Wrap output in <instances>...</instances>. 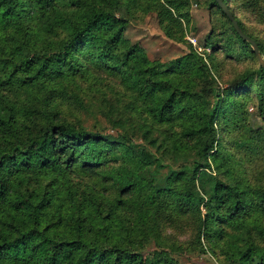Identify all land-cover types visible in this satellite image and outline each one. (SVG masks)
Masks as SVG:
<instances>
[{"label":"trees","instance_id":"trees-1","mask_svg":"<svg viewBox=\"0 0 264 264\" xmlns=\"http://www.w3.org/2000/svg\"><path fill=\"white\" fill-rule=\"evenodd\" d=\"M224 1L264 57V0ZM197 2L205 50L165 63L129 21L181 42L191 0H0V264H264V66Z\"/></svg>","mask_w":264,"mask_h":264},{"label":"rangeland","instance_id":"rangeland-1","mask_svg":"<svg viewBox=\"0 0 264 264\" xmlns=\"http://www.w3.org/2000/svg\"><path fill=\"white\" fill-rule=\"evenodd\" d=\"M189 10L192 19L189 25H186L185 38L183 41H175L167 37L159 25L155 13L140 12L136 18H131L127 27V37L133 42H139L145 49L148 57L151 60H159L161 62H170L171 60L187 53L190 45L194 46L192 39L197 43V46H202L205 43L206 35L212 27V14L206 7L200 6L197 0H191ZM236 14L242 19L248 30L257 37L264 39V25L257 22L253 16L243 11L240 7L236 9ZM226 64V73L222 82L223 87L229 85L230 79L238 73L244 66V63L230 62ZM251 105L249 101L247 107ZM193 260L199 261L202 264H218L216 258L210 254H201L184 258V264H192Z\"/></svg>","mask_w":264,"mask_h":264},{"label":"water","instance_id":"water-1","mask_svg":"<svg viewBox=\"0 0 264 264\" xmlns=\"http://www.w3.org/2000/svg\"><path fill=\"white\" fill-rule=\"evenodd\" d=\"M216 1L220 5V7L224 10L226 15L230 18L238 34L252 44L253 50L260 64L264 66V57L262 56L258 43L242 30L237 19L234 17L232 11L230 10L229 6L225 3V1L224 0H216Z\"/></svg>","mask_w":264,"mask_h":264},{"label":"built area","instance_id":"built-area-1","mask_svg":"<svg viewBox=\"0 0 264 264\" xmlns=\"http://www.w3.org/2000/svg\"><path fill=\"white\" fill-rule=\"evenodd\" d=\"M192 42L194 43V46H195V48L197 49V51H199V52H203V50H205L204 49V47H202V46H197V43L192 39ZM206 50L208 51V52H210V48H206Z\"/></svg>","mask_w":264,"mask_h":264}]
</instances>
